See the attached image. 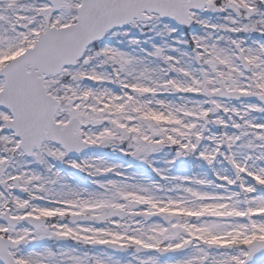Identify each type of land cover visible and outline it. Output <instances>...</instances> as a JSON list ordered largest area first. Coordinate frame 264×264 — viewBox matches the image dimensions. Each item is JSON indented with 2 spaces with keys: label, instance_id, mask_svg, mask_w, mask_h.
<instances>
[{
  "label": "snow or ice",
  "instance_id": "1",
  "mask_svg": "<svg viewBox=\"0 0 264 264\" xmlns=\"http://www.w3.org/2000/svg\"><path fill=\"white\" fill-rule=\"evenodd\" d=\"M0 264H264V0H0Z\"/></svg>",
  "mask_w": 264,
  "mask_h": 264
}]
</instances>
